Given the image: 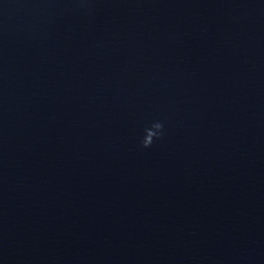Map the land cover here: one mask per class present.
<instances>
[{
	"label": "water",
	"instance_id": "1",
	"mask_svg": "<svg viewBox=\"0 0 264 264\" xmlns=\"http://www.w3.org/2000/svg\"><path fill=\"white\" fill-rule=\"evenodd\" d=\"M0 264H264V0H0Z\"/></svg>",
	"mask_w": 264,
	"mask_h": 264
},
{
	"label": "clouds",
	"instance_id": "2",
	"mask_svg": "<svg viewBox=\"0 0 264 264\" xmlns=\"http://www.w3.org/2000/svg\"><path fill=\"white\" fill-rule=\"evenodd\" d=\"M152 126L156 129V134H155V137H158V136H161L163 135V128H164V125L161 121L157 120V121H154L152 123ZM153 143V139L151 141H147L145 139H143L142 141V144L144 147H148L150 146L151 144Z\"/></svg>",
	"mask_w": 264,
	"mask_h": 264
}]
</instances>
